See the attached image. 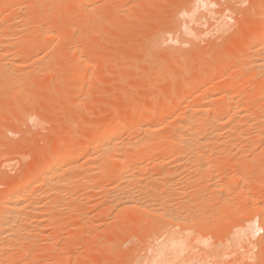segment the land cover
Listing matches in <instances>:
<instances>
[{"label": "rangeland", "instance_id": "1", "mask_svg": "<svg viewBox=\"0 0 264 264\" xmlns=\"http://www.w3.org/2000/svg\"><path fill=\"white\" fill-rule=\"evenodd\" d=\"M105 1L106 0L102 2ZM96 2H98V4L100 3V8L104 4H101L102 2H100V0ZM107 2H105V5H107ZM110 4H113L111 5L113 6L111 9L109 8ZM110 4L107 5L108 7L106 6L107 8L105 5V9L102 8L103 11L105 10V13L97 18L100 27L98 29L99 31L93 30L91 32L93 35H91V38L87 40V42H79L78 36H80L83 30L87 31V28L89 29V24L82 19L83 17L80 13L78 14H80L81 17L77 15L75 11L76 14L72 12V4H69L67 7L68 10L70 6L69 11L64 12L65 14L60 16L62 20L67 18V22H69L66 25L67 27L65 26L66 31L64 30L62 33V36H65V34L66 36L68 35L67 37L65 36L66 39H52L53 37L51 34H56L55 30H58L51 22L43 26L39 24V26H37L40 27V29L38 28L39 30L37 27L35 28L36 23H33V21L35 22V16L31 17L33 19L29 18L28 20L31 21L27 23L29 26L33 24V29L31 27L32 32L28 25L29 29L26 28L27 26L23 27L25 31L16 30V33L14 30L16 34H26L27 40H29V36L30 39L33 37H35V40L39 39L41 43L46 39L45 42L47 43L48 40V45L46 43L47 46H45V44H42V47L39 45L40 47L28 52L29 54L25 52L22 56L17 58V60L23 61V64L21 63L22 65H20V68L22 66L23 69L21 68L19 73H23V70H25L27 74L25 77L26 79H17L15 84L13 82L15 86L12 85L13 87L10 86L8 89L4 86L5 83L0 84V200L1 195H3L2 198L4 197V192L7 189L9 181L27 178L26 175L37 167L36 164H38L40 160L43 161V159L53 155L55 152L69 150L74 147L73 145L77 146L78 143L80 144L85 140L87 132L97 131L98 129L101 130L108 125V123H113L117 119L121 120V116L125 112L129 113L131 109L135 116V121L133 120L134 122L131 124H135L136 126L137 117L141 113L140 107L150 106L149 108L151 109L161 108L164 106L166 99L170 96V89L175 91L174 93H178V95H173L174 101L181 102L192 100L193 102L195 100L193 99L195 87H187V89L183 86V82L190 76L193 70L203 69L207 65L209 66L212 63H217L222 59H226L225 56L230 52L238 53V55L236 53L235 56L237 60L240 58L239 62H247L248 57L251 56L250 53L247 54L249 47L256 33L259 31V24L257 25V23L260 22L258 20V13L260 12L258 11H264V0H127L118 1L117 4L116 1L114 3L112 1ZM102 9H100V12ZM9 10L10 8L6 11L8 12ZM12 10H14L12 11L14 15L16 9L14 8ZM7 12L5 13L7 14ZM10 12L9 14H12ZM66 13L68 15H66ZM257 20L258 22H256ZM83 23H86V25L84 26ZM260 23L263 24V22ZM262 24H260L261 27ZM223 26L226 29L229 26L228 30L230 31L226 33L227 30L225 32L226 34H220V28H223ZM41 27L44 28V30H41ZM230 27L233 28L231 29ZM46 29L47 31H45ZM11 30L12 29H10L9 32ZM20 31L23 32L20 33ZM6 32L9 34L8 31ZM49 32H51V34ZM58 32L61 33V31ZM64 32L66 33L64 34ZM69 32L70 35L68 34ZM14 33L11 31L10 35ZM23 34L21 36L18 35L22 40L26 39L25 36L22 37ZM33 34L36 35L33 36ZM70 47L71 50L69 51ZM76 47L79 49H75ZM75 50L77 51L75 52ZM71 51L74 52L71 53ZM47 54L48 56L46 57ZM89 54H93V60L96 62V65L94 64L96 67L95 71L98 73L97 76L100 77L96 80L98 81L97 84L95 81V85L85 91L71 89L70 84L72 79H74L73 76L75 77V74L78 73V69L74 67L73 58L77 59L81 56L79 59L84 61L89 57ZM43 56H45V58H43ZM181 60L184 67L181 64ZM179 62L181 65H179ZM240 66L242 67L239 63V66L225 71L221 75H216L215 77L212 75V81L222 84L235 80V77H237L236 74H239L240 70H242ZM92 73L94 72H91V74ZM95 73L94 75L96 76L97 73ZM100 73L101 75H99ZM28 75L29 77H27ZM156 75L160 78L158 76L156 77ZM202 75L203 74L199 75L202 79L206 77L208 80V78H210L209 76ZM263 75L264 74L257 75L256 73L252 82L241 84V88L245 90L246 94L253 91V88H255L259 82L261 83V81H264ZM155 77L160 80H155ZM1 85L4 87L1 88ZM204 88L206 89L205 86ZM204 88L202 87V91L205 90ZM1 89H3L4 92L1 91ZM6 89L9 92H7ZM178 90L179 92H177ZM199 91L198 94H200ZM191 93L193 94L192 97H190ZM187 95L190 98H188ZM259 99L256 97L257 101H259ZM186 101L182 105L189 103ZM251 101H253V99ZM247 102L245 104L249 108L255 104L252 108L254 110L257 109V117L253 115L254 118L251 117V122L249 120H246L247 122L245 121L247 124H251V126L248 125L249 127H245L246 123L241 122L243 125L241 127L245 128L239 129L240 126H238L236 127V132L243 130V133L247 135L245 136L241 133L240 135L242 136L240 137L241 139L244 137L246 142L248 140L253 141L257 137H260L257 138L260 140L261 136L258 135L260 131L255 129V125L258 127L260 123H263V120L260 122L261 119L264 118L263 100L261 99L258 103L251 102V106ZM138 105L140 106L138 107ZM176 120H178V118L173 117L169 121L173 124ZM100 123H102V125ZM160 123L161 125H158L160 131H157V133L159 132L158 136L162 135V137L170 139L172 136L170 132L172 131L171 125L169 124V127L168 122L165 124L163 122ZM241 123L239 125H241ZM259 127L261 129L263 126ZM246 129L249 130L245 131ZM261 130H264V128ZM136 133V131L130 134L125 133L124 135L122 134L121 138L126 140L125 142L130 141L133 143L132 141H135V139L139 137H146L145 133H142L143 135ZM225 133L226 130L223 131V134ZM256 134L258 135L257 137ZM153 137L156 138V135ZM252 138L255 139L252 140ZM259 140L255 141L260 142ZM239 141L242 140L239 139ZM243 143L238 142L237 145L235 143L229 144L232 145L231 147L226 145L225 147H227V149L230 147L228 150L225 149L224 145H219L222 149L220 147L217 149L218 146H216V149L214 147L215 153L216 151H221V153L218 152L220 153L219 155H212V158L213 156L214 158L211 159L210 162H208L209 160L206 162L203 161L204 164L207 163V165H205L207 166V170L206 168H202L204 164H201L202 166L200 167L202 161L189 165L190 169L188 165L183 167L184 164L182 161L179 160L183 166L178 164L175 157L172 159L170 156H167V149H158V151H153V154L150 153L147 155L145 165L148 169L144 168L147 172L151 173V170L155 168L154 171H156V174V169L159 166L154 167V165L160 164L161 162L159 161H161L162 158L163 160L165 159V162L171 163L162 164L163 170L168 168L172 169L174 175L177 173H174V168L177 165L180 166L181 169L178 168L180 171L176 169L178 174L173 176L176 177L174 179L177 188L173 186L177 189L175 190L176 193H180V195H178L179 198L174 199L175 202L180 204V208L179 205L176 206L179 209H177L178 211L175 210V212L177 211L178 213L180 211L182 214H187L185 215L187 218L184 217L187 221L182 222L183 225L180 222L184 221L182 219V214L181 219H179L180 225L178 220L175 224L174 220L171 224H168V221L163 222L158 216H149L145 218L142 217L143 214H141V216H137V219L132 218L129 211L123 213V217H118L121 219L115 218V210L111 209V206L106 203L108 200L107 198H110L109 194L105 193L102 189L101 191L97 190L98 193L94 191L97 194L96 196H94L95 193H91V196L89 195L90 200L88 197H78V193L81 192V188L79 187L78 189L80 192H78V189L76 192L78 194H76V196L79 199L73 202H76V204L73 205L78 207L74 208L73 205L71 209H69L70 207H63L66 208V211L62 209V214L64 215L59 216L61 217L59 218L61 220L58 219L59 225L55 223L56 226L53 224L52 227H48V233H46L47 235L45 236L46 239L41 237L43 240L40 239L41 241L38 242V244L43 242L40 244L42 245L41 248L38 247V245L34 246V249L38 247L41 251L46 248L47 250L42 251L44 254L42 253L43 256L41 259V253L33 258H39L38 260L36 259L37 262L39 261L38 264H165L171 259V256L166 255V253L158 256V252L160 251L161 245L171 238V230L175 236H183V233H186L185 230L187 231L190 227L188 231H192L189 241L191 242V240H193L192 238H194V241H192V244L189 242V245H193V250L191 252L193 255L189 254L184 258L185 261L183 260L182 262H185V264H257L258 261L261 263L262 258H264V253H261L262 258L257 254L259 250L255 245V241L258 235L254 236L249 229L250 224L246 211L247 206H244L245 208L243 207L244 204L240 201V197L242 196L237 197V195L239 194V190H243L242 192L246 197H252L254 195H258V197L261 196L259 207L264 206V157H262L264 156V151H262L264 150V146L262 144L263 147L256 144L257 142L254 144L251 142L252 144H248L249 146H245ZM248 143L250 142L248 141ZM124 145V148L123 146L120 148V154L136 152V150L134 152V145H131L132 147H129V145L127 146L126 143ZM248 148L250 149L248 150ZM224 150H226V152ZM210 152L207 154H213ZM260 153H263V155L258 156ZM151 155L156 156L158 159V162L154 165L152 162L153 160L150 161L151 159H149L152 157ZM244 155H246V157ZM215 156H217V158ZM260 157L261 159H259ZM166 164L171 165L173 168H170V166L167 167ZM164 165L166 166L165 169ZM187 167L188 169L185 170ZM162 168H160V171ZM201 168L206 171H204L205 174H203ZM208 168H211L212 172L209 171ZM198 169L202 171L198 172ZM154 171L152 174H154ZM248 171L252 172L250 174L252 176L250 177L253 179H250V183H244L242 179L245 173H250ZM194 172L197 173V175ZM182 173H185L186 177ZM93 178L96 181H99L98 179H100V181L102 180V176L99 174ZM94 179L93 182H96ZM104 179L103 177V180ZM106 181L104 180L103 184L109 185V183L112 182L111 179L109 182L108 180ZM216 184H222L223 192L221 188V192L218 193L219 188L215 186ZM230 184L235 188L237 187L235 191L239 189L238 194L228 189ZM179 186H182L180 189L181 191L178 189ZM175 191L172 193L173 197L170 194L172 191L169 193L171 195H169L170 198H174L176 195V193H174ZM169 197V202H172L173 200ZM178 200L181 202H178ZM177 203H171L173 204V207H171L172 211L175 207L174 205H177ZM230 204H232L233 207H231ZM74 209H76V213L72 211ZM88 217L91 218V221L90 218L88 219L89 221H87ZM217 218H219V220H217ZM216 220L217 223L215 222ZM225 220H227V222ZM201 221H204L206 225ZM207 221L212 225L211 228L209 227L210 229L205 227L210 225ZM192 222L194 226L201 225L200 223L204 226H197L198 229L195 227L192 228V225H190ZM197 222H199V224H197ZM187 223L190 226H188L187 229H181V227L186 228ZM199 227L200 229L202 227V230H200ZM196 231L199 233H195ZM189 232H187V235ZM262 233L263 232L260 234ZM197 234H199L198 238H201V240L205 237L203 243L198 241L199 239L197 237L196 239L198 240L195 239ZM51 235H55L56 239L59 236L61 238L59 237V239L55 240V238L52 239L53 237H51ZM197 241L200 242L199 245H197ZM193 242L195 243L193 244ZM195 244L196 246H194ZM191 248L189 249L191 250ZM36 251L38 250L36 249ZM57 252H64L65 259L62 257L61 262L56 258ZM37 254H39V251ZM35 261H33V263ZM22 262L23 261H21V263ZM37 262L34 264H37ZM24 263L31 264L32 262L28 261V263Z\"/></svg>", "mask_w": 264, "mask_h": 264}, {"label": "bare ground", "instance_id": "2", "mask_svg": "<svg viewBox=\"0 0 264 264\" xmlns=\"http://www.w3.org/2000/svg\"><path fill=\"white\" fill-rule=\"evenodd\" d=\"M96 1L97 0H0V84L5 83L4 86L7 87V89H8V87L10 88V86L15 84L17 79L25 78L27 75L25 73V70H23V73H19V71H21V68H22V66L20 68V65L23 64V61L21 62L20 60H17V58L22 56L25 52L28 53L30 51H33L37 47H40L39 45H41V47H42V44L44 45L46 43L45 42L46 39H45V41H42V43H41L39 41V39L35 40V37L30 39V36L28 37L29 40H27L26 34L24 35L22 33L23 31L22 32L20 31V33L23 34L22 37L25 36L26 39H24V40H22V38L19 37L22 34H20V35L16 34L17 33L16 30H24L23 27L27 26L28 25L27 23H30L31 20L29 21L28 19L29 18L33 19V18H31L32 16L36 17V18H34L35 22L32 20L33 23H36L35 28L37 26H39V24H41L43 26V25L49 24V22H51L52 25L54 27H56V29L58 31H61V33H59L58 31L55 30L56 34H54V35L51 34V32H49L51 34V36L53 37L52 39H54V40H56V38H58L59 40L66 39V37L68 36V35L66 36V34H65L66 32H64L66 37L64 35L62 36V33L65 30V26L69 22H67V18L65 20H62L60 18V16H62V14L64 15L65 14L64 12L69 11L70 6H69L68 10H67V7L69 4H72V7H71V8H73L72 12L74 14L77 13V15H79V16L81 14V16L83 17L82 19L85 20V22H87L89 24V29L87 28V31L83 30V32L80 31L81 34H80V36H78L79 42L80 41H82V42L86 41L87 42V40H89L91 38V35H93V34H91V32L93 30L97 31L100 28L98 25L99 23L97 22V18H98V16L105 13V10L103 11V9H105L104 8V5L106 4L105 2L108 1L107 2V5H108L112 1H113V3L116 1V4H117L118 1L121 2V1H127V0H111V2H110V0H106L105 2H102L104 0H100V2H102L101 4L104 3L103 6H101V8L99 5L100 3L98 4V2H96ZM95 2H96V4H95ZM96 5H99V6H96ZM107 5H105V7ZM111 5H113V4L109 5L110 9L113 7ZM136 6H137V4H136ZM8 8H10L11 12H10V10L8 12L6 11ZM14 8L16 10H15L14 15H13L12 11H14V10H12V9H14ZM100 9H102L101 12H100ZM131 11H133V10H131ZM5 12H7V14ZM9 12L12 14H9ZM258 12H260V13H258L259 14L258 20L260 22H263V24L260 22L257 23V25L259 24L258 25L259 31L256 33L254 39L252 40L251 46L249 47V51L247 54L250 53L251 56L248 57V61L247 62L242 61L243 63H241V62H239L240 58L238 60L236 59L235 54L237 52L236 53H233V52L229 53L228 52L229 54H227L225 56L226 59H222V60L218 61L217 63H212L209 66L207 65L203 69L193 70L191 72L190 76L183 82V86L185 88L195 87L194 88L195 90L193 91L194 95L191 93V96H190V97H192V95L194 96L193 99H195V100L193 102H192V100H188V98H190V97H188V95H187L188 101L185 100L186 98L182 99V100H185L186 102H189L188 104L187 103L185 104L186 106L182 105L185 103V101H181V102L174 101L173 95L174 94L178 95V93H174L175 91L170 89L169 90L170 96L169 97L167 96L168 98L166 99L164 106H162L161 108L151 109V108H149L150 106L146 105V104L145 105L149 106V107H145V106L140 107L141 113L137 117L136 126H135V124L134 125L131 124L132 122L135 121L134 120L135 116H134L132 109H131V111H129V113L125 112L121 116V120L117 119L113 123H108V125H106L103 129H101V130L98 129L99 131L97 130V131L87 132V134L85 136V140L80 144L78 143L77 146L73 145L74 147L69 149V150H66L63 152H55L53 155H50V156L46 157V159H43V161L40 160V162L38 164H36L37 167L35 169H33L31 172H29V174L27 173L28 175H26V176L28 179L22 178L19 180L16 179L15 181L14 180L9 181V183L7 184V189L4 192V197L2 198L3 195H1V200H0V264H16L17 262L20 264L21 261H23L21 264H25L24 262L28 263V261L33 263V261H35L37 259V258H33V257H36V255H40V253H41L40 259H41L43 254H44L42 251L47 250V248L45 247L46 249H42V251H41L40 249H38V247L41 248L42 245H40V244L43 242H41L39 244H38V242L43 240L42 239L43 237L46 239L45 236L47 235L46 233H48L47 230H48L49 226L52 227L53 224L55 225V223L56 224L58 223L57 225H59L58 219L61 218L59 216L64 215V214H62L63 213L62 211L64 209L66 211V208H63V207H67V208L70 207L69 209H71V206L73 204H76V202L75 203H73V202L75 200L79 199L78 198L79 196L80 197L84 196V197L89 198L91 196V193H95L94 196H96L97 194L94 191H97V190L101 191V189L103 191H105V193L110 195V198H107L108 200L106 203H108L111 206V209L115 210V212H116V214L114 215V216H116L115 218H118L119 216L123 217V213H126V211H129L130 214L132 215V218H136V219H137V216H141V214H143L142 217H145V218L149 217V216H152V217L158 216V218H160L161 221H163V222L168 221L167 222L168 224H171V222L173 220H174V224L178 220L179 225H180V222H181V224H182V222H186L187 217L185 215H187V214H182L180 211L177 213V211H178L177 209L180 208V204L174 201V199L179 198L178 195H180V193L178 192L179 193L178 194L175 191V190H177L176 189L177 185L175 184V179H174L176 177H173V176H176L178 174V171H176V169L180 171V169H181L180 166L177 165L176 166L177 168L174 166L175 167L174 173L177 172L174 175L172 173L173 172L172 169L168 168L166 170H163L162 164L167 163L164 161L165 159L163 160V158H162L161 161H159V162H161L160 164L158 163V165H154L158 162L157 161L158 159L156 158V156L151 155L152 157H150L149 159H151L150 161L153 160L152 162H153L154 167L159 166L156 169L157 170L156 174H155L156 171H154L155 168L153 170H151L152 172L154 171V174H155L154 175V174H152V172L150 173V172H147L146 170H144V168H147L145 165L147 155L150 153L153 154V151L154 152L158 151V149H163V150L167 149L166 151H167L168 155L167 154L166 155L168 157L170 156V158H172V159H173V157H175V159L178 161V164H180L182 166L184 164L183 167H186L187 165L189 167V165H191V164L193 165V164L199 163V161H202V163H200V167H201L204 164L203 161L206 162L209 160L208 162H210V160L214 158V156L212 158V155H215V154L219 155L221 153V151H216V153H215L214 147H215V149L217 148L216 146H218L217 149H219V147L223 146V145H224V147L226 145L231 147L232 145H229V144L235 143L237 145L238 142L243 143L245 141L244 137H242L244 139V141L240 137L242 135H245L243 133L244 131L241 130L242 132L241 131L236 132V127L243 126L242 123H246L247 122L246 120H249V121H250V119L252 120L251 117H253V118H254V116L257 117V114H258L257 109L254 110L252 108V106H254L255 104H253L251 106L250 105L251 102H257L258 103L262 99L263 100L262 104L264 105V81H261V83L259 82V84L256 85L255 88H253V91H250L247 94L245 93V90H243L241 88V84L252 82L256 73H257V75L258 74H264V11L261 10ZM67 13H66V15H68ZM78 13H80V14H78ZM121 13H122V11H121ZM123 17H125V16H123ZM258 20L256 22H258ZM26 21H29V22H26ZM44 22H48V23H44ZM81 23H82V21H81ZM83 24H84V26L86 25V23H83ZM260 24H262V27L260 26ZM32 25H30V26L28 25L30 27V29H31V27L33 29ZM28 26L26 28L29 29ZM229 26H228V28H229ZM47 27H49V26H47ZM38 28L40 29V27H37V29ZM228 28L226 29L224 26H223V28L221 27L220 28V32H221L220 34H224L228 30ZM10 29H12L11 31H13V33L15 30L16 33H14V34H16L17 36L19 35V36L17 37L14 34L10 35V33H11V31L9 32ZM32 29H31V32H32ZM47 29L45 31H47ZM34 30H36V29H34ZM41 30H44V28L41 27ZM244 30H245V28H244ZM6 31H8L9 34ZM68 31H70V30H68ZM222 31H223V33H222ZM229 31L230 30H228L226 33H228ZM26 32H27V30H26ZM52 32H54V31H52ZM68 34L70 35V32ZM35 35L36 34H33V36H35ZM14 36H16V37H14ZM220 36H223V35H220ZM248 41H250V40H248ZM52 42H51V44H52ZM47 43H48V40H47ZM46 44H45V46L48 45V44L47 45ZM6 45H8V46H6ZM49 45H50V43H49ZM71 45H72V43H71ZM5 46H6V48H5ZM77 48L78 47H76L75 49H77ZM43 49H45V48H43ZM70 50H71V47H70L69 51ZM77 50H75V52ZM231 51H235V50H231ZM72 52H74V51H71V53ZM245 52H246V50H245ZM166 54H167V52H166ZM49 55H51V54H49ZM92 55L93 54H91V55L89 54L88 55L89 57L87 56L89 59L87 58L84 61L79 59L81 56L77 59L73 58L74 67H76V69H78V73L75 74L76 75L75 77L73 76L74 79H72L71 84H70L71 89L79 90V91H85L88 88H90L91 86L93 87L95 85V81L100 78L97 76L98 75L97 71H95L96 67L94 66V64L96 62L93 60ZM237 55H238V53H237ZM47 56H48V54L46 55V57ZM91 56H92V58H91ZM251 57H254V58H251ZM43 58H45V56H43ZM41 60H43V59H41ZM177 60H178V58H177ZM195 60H196V58H195ZM150 61H151V59H150ZM181 62H182V60H181ZM239 63H240V65H242V67L240 66L242 68V70H240L239 74H236L237 77H235L236 79L234 78L235 80L229 81L227 83H222V84L221 83L219 84L216 82L214 83L212 81L213 80L212 75L214 77L216 75H221L225 71H228L230 69H233V68L239 66ZM47 64H48V62H47ZM181 64L184 67L183 62ZM181 64L179 62V65H181ZM54 68H55V66H54ZM91 72H94V73L96 72L97 73V74L95 73L96 76L94 75V73L91 74ZM146 72H147V70H146ZM184 74H185V72H184ZM200 74H203L204 76H209L210 78H208V80L206 77H205L206 80L202 79L199 76ZM99 75H101V73ZM157 76L158 75H156V77ZM27 77H29V75ZM156 77H155V80L158 79ZM158 80H160V79H158ZM13 82H14V84H13ZM97 82L98 81H96V84H97ZM179 83H180V81H179ZM180 84L182 85V83H180ZM4 86L1 85V88ZM204 86L206 87V89L204 88ZM170 87H171V85H170ZM202 87L205 89L204 91H202L203 90ZM242 87H243V85H242ZM175 90H176V88H175ZM1 91L4 92L3 89H1ZM198 91L200 94H198ZM7 92H9V91L7 90ZM177 92H179V90ZM256 97H257V99H259V98H261V99H259V101H257ZM254 98H255V100H254ZM252 99H253V101H251ZM246 102L251 106L250 108L246 106V104H245ZM78 106H80V105H78ZM139 106L140 105H138V107ZM259 107H261V106H259ZM84 111H85V109H84ZM173 117H177L178 120H176V122L174 121V123L171 124L170 123L171 121H169V120ZM99 119H101V118H99ZM262 120L264 123V118L261 119V121L259 119L260 122H262ZM160 122H163L164 124L168 122V126H169V124L171 125L172 131H170V132H171L172 136L170 137V139L165 137L168 139L167 140L164 137H162V135L158 136L159 132L157 133V131H160V127H158V125H161ZM240 123H241V125H239ZM263 123L262 124L260 123V125H258V127L263 126V127H261V129L264 128ZM100 124L102 125V123H100ZM248 125L251 126V124L246 123L245 127H247ZM240 127H239V129L243 128V127H241V128ZM255 127H256L255 129L260 131L259 132L260 134H258V131L256 130L257 134L259 136H261V139L260 140L257 139L260 137H257L258 135L256 134L257 138L256 137H255L256 139L252 138V140L253 139L259 140L260 142L255 141V140H253V141L248 140L250 143H248V141L247 142L245 141L246 143L245 142L243 143L245 146L248 144L251 145L252 143L254 144L256 142H257L256 144H259V145L262 144L264 146V132H263L264 130H261L260 127L258 129L257 125H255ZM157 128H159V129H157ZM224 130H226V133L228 132L227 134L225 133L227 136L225 134H223ZM248 130L246 129L245 131H248ZM135 131L137 133H139V135L142 133H145L146 137H144V138H142L143 136L139 137L138 139H135V141H132L133 143H131L130 141L125 142L126 140L121 138L122 134L123 135L125 133L130 134L132 132L134 133ZM261 131L263 132V134ZM172 132H173V134H172ZM241 133H243V134L240 135ZM154 135H156V138L153 137ZM223 136L225 139L223 138ZM239 139L242 141H239ZM125 143L127 144V146L129 145V147L131 145L132 146L134 145L133 146L135 148L134 152H135V150H136V152L135 153L132 152V153H125V154L121 153L120 154V148L122 146L124 148ZM239 145H242V144H239ZM210 148H212L213 150ZM206 149H208V150L210 149V150L208 151ZM225 149H227V147H225ZM249 149L250 148H248V150ZM210 151L211 152L214 151V152H212L213 154H207ZM224 151L226 152V150H224ZM243 151H245V150H243ZM262 151H264V150H262ZM218 152H220V153H218ZM245 152H247V151H245ZM259 155L261 156V155H263V153L258 154V156ZM244 156L246 157V155H244ZM215 157L217 158V156H215ZM262 157H264V156H262ZM259 159H261V157ZM159 160H160V158H159ZM179 160L182 161L183 164H181L179 162ZM173 161H175V160H173ZM152 162H150V163H152ZM168 162H169V160H168ZM169 163H167V164H169ZM167 164H166L167 167L170 166V168H173V167H171V165H167ZM205 165H207V163L204 164V167L202 166V168L203 169L206 168V170H207V166H205ZM166 166L164 165V169L166 168ZM183 167H182V169H183ZM188 167L185 168V170H187ZM158 168H159V172H158ZM160 168H162L161 171H160ZM178 168H180V169H178ZM189 169H190V167H189ZM201 169H198L197 171L201 172L203 170V169L202 170ZM144 171H145V173H144ZM204 171L205 170H203V174H205V172H206V171L205 172ZM209 171H211V168L209 169ZM146 172H147V174H146ZM248 172H250V173H245V176L242 179L244 183H247V182L250 183V181H251L250 179H253L250 177V176H252V175H250L252 172L251 171H248ZM185 173H182V174H184V176H185ZM98 174L102 176V180H101L102 182L100 181V179H98L102 184L93 178L94 176H98ZM170 174H173V175H170ZM195 174L197 175V173H195ZM200 174H202V173H200ZM103 177L105 178L104 179L105 181L108 180V182H109L110 179L112 180V182L109 183L110 186L103 184V181H104ZM93 179L96 182H93ZM113 180L114 181L116 180L117 182L116 181L114 182ZM97 182H99V183H97ZM173 185L176 186V188ZM215 186L219 188L218 193L221 192V188H222V192H223L222 184L221 185L216 184ZM233 186H234V183H233ZM233 186H232V184H230L228 189L230 191L233 190V192H234L237 187L235 188ZM79 187L81 188L80 189L81 192L78 189ZM181 187L179 186L178 189L180 190ZM77 189H78V192H80V193H78L79 195L76 193ZM214 190H215V188H214ZM238 190L235 191L237 194H238ZM173 191H175L174 193H176V195L174 194L176 196V198H175V196H174V198L169 197L170 194L172 195ZM242 191L243 190H241V191L239 190V194L238 195L236 194V195H237V197L242 196V197H240L241 198L240 201H242V203L244 204L243 207L247 206L246 207L247 210L246 209L245 210L247 211V213H248L247 215L249 217V219H248V222L250 224L249 229L252 231V234L254 236L258 235L257 240L255 241V245H256V247H258V250H259V253H257V254L261 256V253L262 252L264 253V206L259 207V205H260L259 200L261 199V196H259L260 198L258 197V195H254L252 197H246V195L243 194ZM97 193H98V191H97ZM105 193H104V195H105ZM216 193H217V191H216ZM76 194L78 195V197L76 196ZM107 194H106V196H107ZM168 197L171 200H173L174 202L173 201L169 202ZM172 197H173V195H172ZM178 202H181V201L178 200ZM171 203H175V204L177 203V205H174L175 206L173 208L174 212L172 211L171 207H173V204H171ZM232 204H235V203H232ZM232 204H230L231 207H233ZM178 205H179V208L176 207ZM181 205H182V203H181ZM73 207L77 208L78 206L76 207V205H73ZM90 209H93V208H90ZM74 210H72V211L74 213H76V209H74ZM175 210H177V211L175 212ZM181 214L183 216L182 219L184 221L179 220V219H181ZM87 215H89V214H87ZM184 217H186V218H184ZM89 218L90 217L87 218V221H89L88 220ZM115 218H114V220H115ZM118 219H121V218H118ZM59 220H61V219H59ZM217 220H219V218H217ZM217 220L215 221L216 223H217ZM62 221H61V223H62ZM90 221H91V218H90ZM144 221H146V220H144ZM169 221H170V223H169ZM204 221L203 222L201 221V222L206 225V223H205L206 221L205 222ZM225 221L227 222V220H225ZM159 223H161V222H159ZM202 223H200L201 225H197V226H202L203 225ZM110 224H111V222H110ZM174 224H172V225H174ZM193 224H194L193 222H192V224H190V225H192L191 227L192 228L195 227L196 229H198L197 226H194ZM197 224H199V222H197ZM208 224H210V223L208 222ZM172 225H169V226H172ZM190 225L187 223V225H186L187 227L186 228L181 227V229L182 228L187 229L188 226H190ZM210 225L205 226V227L207 229H210L212 227V225L211 226ZM202 227H201V229L199 227V229L202 230ZM189 229H190V227H189ZM189 229H187V231L185 230L186 233L185 234L183 233V236H175L173 234V231L171 230V232H170L172 234V235H170L171 238L161 245L160 251L158 252V256H160L163 253H166V255L171 256V259L168 260L165 264H185V262H182L184 260V258L189 254L193 255V253H191L193 250V245H191L192 246V248H191V246L189 244L190 243L192 244V241H194V238H192L193 240H191V242L189 241V238L191 235L190 233L192 231V230H190V232H189L188 231ZM205 229H204V231H205ZM187 232H189L188 235H187ZM201 232H203V231H201ZM261 232H263V233L260 234ZM195 233H199V232L196 231ZM198 235L199 234H197V236H195V239H196V237L198 238ZM51 237H53L52 239H54L56 236L51 235ZM51 237H50V239H51ZM59 237L57 239H59ZM50 239H49V241H50ZM57 239L55 238V240H57ZM198 239H196V240H198ZM204 239H205V237L202 240L200 238L198 241L203 243L205 241ZM45 241H44V243L47 244ZM52 241H54V240H52ZM198 241H197V245H199V243H200ZM69 243H70V241H69ZM194 243L195 242H193V244ZM36 245H38V247H36V249L39 251V254H37L38 251H36V249H34V246H36ZM47 246H48V244H47ZM194 246H196V244ZM189 248H191V250ZM60 252H62V251H60ZM63 253H58L56 255L57 260L60 262L62 261V257L64 258ZM31 258L33 261L31 260ZM261 258H262V256H261ZM37 260L35 262H37ZM38 262H37V264H38ZM259 262L260 261H258L257 264H264V258H262L261 263H259Z\"/></svg>", "mask_w": 264, "mask_h": 264}]
</instances>
